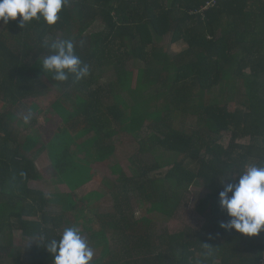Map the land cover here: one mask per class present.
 <instances>
[{
    "label": "trees",
    "instance_id": "16d2710c",
    "mask_svg": "<svg viewBox=\"0 0 264 264\" xmlns=\"http://www.w3.org/2000/svg\"><path fill=\"white\" fill-rule=\"evenodd\" d=\"M58 15L55 25L41 18L23 26L18 16L0 30V97L9 105L0 115V264H54L39 241L59 240L71 213L100 227L87 229L100 252L90 264H264V230L247 236L222 229L229 217L219 202L224 186L247 166H264V0H67ZM98 23L102 31L87 35ZM169 34L185 49L159 46ZM56 39L73 41L89 66L87 77L59 82L43 71ZM138 61L134 87L130 62ZM108 70L115 71L118 88L107 94L100 80ZM51 86L63 90L69 106L54 101L62 123L41 144L38 135L20 132L16 113L24 99L46 96ZM217 87L227 92L225 99L211 97ZM235 94L242 100L231 110ZM30 110L42 113L34 105ZM187 116L196 118L192 130L184 127ZM145 129L159 135L150 134V149L174 158L171 169L164 178L151 176L162 168L156 163L129 177L118 167L121 184L111 189L115 213L100 215L104 193L81 195L101 179L93 160L106 163L116 151L109 141ZM226 134L228 146L221 143ZM43 149L66 193L49 195L30 185L42 180L35 158ZM193 185L208 192L197 208L203 226L157 235L158 217L173 219ZM133 191L150 206L139 219L129 211ZM52 205L61 207L60 216L50 215ZM17 231L34 244L14 246ZM109 234L124 235L126 247L113 254Z\"/></svg>",
    "mask_w": 264,
    "mask_h": 264
},
{
    "label": "rangeland",
    "instance_id": "374dc122",
    "mask_svg": "<svg viewBox=\"0 0 264 264\" xmlns=\"http://www.w3.org/2000/svg\"><path fill=\"white\" fill-rule=\"evenodd\" d=\"M5 23L0 20V30L4 27ZM103 26L99 23L96 24L89 32H87V35H91L97 32L102 31ZM159 46L169 48L171 52H177L182 51L185 49V43L182 41L178 42H172V36L171 34L164 36L159 41ZM142 65V62L139 63H133L130 62L131 68L134 70V77H133V86H136V80H137V74H138V65ZM116 79L115 71L114 70H108L104 73L103 77L100 80V85L105 87L106 92H114L117 90V85L114 84V81ZM98 86V85H97ZM96 86V87H97ZM46 93V96L43 97H36V98H26L23 100V106L24 108H21V113H16L18 116L17 124L19 126V130L21 133L26 134H33L38 135L40 137V142L47 143L51 139V137L54 135V133L58 130L62 123V119L57 114L56 109L53 107V103L56 99L61 101V103H66V105L69 106V103L67 101L66 94L63 93V90H58L56 86H51L50 89L44 90ZM233 93V92H231ZM227 92L222 91L221 87H217L212 90L211 97H220L222 99H225ZM72 99L74 98L73 94H71ZM235 103H232L231 110H234L235 107H238L240 104V100H242V97L239 94H235ZM163 99H160V103H163ZM37 106L42 113L36 114L30 110L31 106ZM9 105H7L2 101V98L0 97V115L8 113ZM15 112V111H11ZM173 116V115H172ZM27 118V119H26ZM176 117H173L172 119L175 120ZM178 124H183L182 119H176L175 121ZM16 124V123H15ZM196 125V118H193V116H187L185 117V128L186 130H192L194 126ZM17 126V125H16ZM154 131V130H153ZM152 130H143L139 136H128V135H118L111 141H109V144H112L116 147L115 153L109 158V160L106 163H100L95 160L94 166L96 168L97 174L101 177L99 180L93 184H91L89 187H84L81 195H85L87 191L92 192L93 190H100L104 195L106 196L103 201H101L100 207H99V213L100 215H113L115 213V192L112 189L113 184L114 185H120L121 182L119 181V171L117 170L118 167L122 168L124 172L129 176L133 177L139 176L140 168L143 166L146 167H152L156 163L159 165H162V168H159L151 173V176L164 178L167 172L171 169L174 158L169 152H166L162 150L161 148H156L154 150L150 149V146L152 142L148 140L150 137V134L153 133V135H157V132ZM91 135L82 137L79 139V144L89 139ZM230 134H226L224 139L222 140V144L225 146H228L230 142ZM143 142V143H142ZM248 139L246 140H240V143H248ZM149 147V148H147ZM145 148L148 150L146 154H141L140 149ZM41 149V148H39ZM85 150V149H84ZM81 156H85L84 153L80 154ZM143 158L144 161H139L137 158ZM37 168L40 170L42 180L40 181H34L31 182L30 185H33L36 188L43 189L46 192L49 193V195H55L59 196L61 193H66L68 189L64 186V184L60 183V180L58 178L56 169L53 165V162L50 161L48 158V153L46 150L43 149V151H40L35 158ZM111 184V185H110ZM188 196L184 200L181 207H179L177 214L173 219H166L164 215L158 217V221L155 224V230L156 234H163L164 231H168L169 233L174 232H181L182 230L186 229L187 227H193V228H200L205 223V219L197 213V208L200 204V201L204 199L207 195V190L203 187H198L196 185H193L189 189ZM89 192V193H90ZM86 205V204H85ZM149 202L145 199L139 198L137 195V191H133L130 193V212L135 213V218L139 219L144 217L147 214V211L149 210ZM79 210V208L75 209ZM91 208L87 209V213H89ZM48 212L50 215L53 216H60L61 214V207L58 205H52L48 209ZM86 215V214H84ZM81 215V216H84ZM129 215V214H127ZM75 214L71 213L68 216L69 221L71 224L69 226H76L79 228L80 231H82V236L86 238L89 241V244L94 250V256L93 259L100 256V252L97 251L96 247V240L92 238V235L87 233V229L90 228H96L97 230H100V227H94L95 224L98 222L96 221L95 224L90 223L89 220H76V217H74ZM79 216V215H77ZM81 216H79L81 218ZM76 222V223H73ZM68 227V225H67ZM13 243L14 246H21V247H27L32 246L34 244L31 239H24L22 234L20 232H15V235L13 236ZM109 240V247H111V251L114 254L115 251H119L124 249L127 245V239L124 235L120 234H109L108 236ZM25 253V252H23Z\"/></svg>",
    "mask_w": 264,
    "mask_h": 264
},
{
    "label": "clouds",
    "instance_id": "9594fccd",
    "mask_svg": "<svg viewBox=\"0 0 264 264\" xmlns=\"http://www.w3.org/2000/svg\"><path fill=\"white\" fill-rule=\"evenodd\" d=\"M66 3L67 0H0V20L7 24L19 16L23 26L43 18L48 25H55ZM48 47L51 54L43 58L41 67L52 74L53 80L65 82L71 76L80 81L89 75V66L76 55L72 40L56 39ZM219 202L229 217L220 222L222 229L257 236L264 230V166H247L237 182L224 186ZM39 242L52 254L54 264H90L93 260L94 250L76 226L66 228L59 240L41 237Z\"/></svg>",
    "mask_w": 264,
    "mask_h": 264
},
{
    "label": "crops",
    "instance_id": "0c3cea01",
    "mask_svg": "<svg viewBox=\"0 0 264 264\" xmlns=\"http://www.w3.org/2000/svg\"><path fill=\"white\" fill-rule=\"evenodd\" d=\"M49 158V157H48Z\"/></svg>",
    "mask_w": 264,
    "mask_h": 264
}]
</instances>
